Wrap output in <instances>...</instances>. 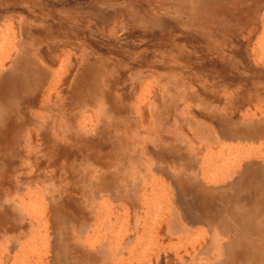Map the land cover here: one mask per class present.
Returning a JSON list of instances; mask_svg holds the SVG:
<instances>
[{
	"label": "rangeland",
	"instance_id": "rangeland-1",
	"mask_svg": "<svg viewBox=\"0 0 264 264\" xmlns=\"http://www.w3.org/2000/svg\"><path fill=\"white\" fill-rule=\"evenodd\" d=\"M11 59L0 264H63L64 236L99 248L93 264H264V194L231 196L229 210L258 213L262 228L225 260L227 238L185 225L176 205L191 199L174 188L191 171L220 186L240 162L264 168V136L232 132L264 124V0H0V63Z\"/></svg>",
	"mask_w": 264,
	"mask_h": 264
},
{
	"label": "bare ground",
	"instance_id": "bare-ground-1",
	"mask_svg": "<svg viewBox=\"0 0 264 264\" xmlns=\"http://www.w3.org/2000/svg\"><path fill=\"white\" fill-rule=\"evenodd\" d=\"M12 6H14V5H12ZM28 15H30V14H28ZM18 23L20 24V22H18ZM9 59H10V56H9ZM43 61H44V59H43ZM10 62H9V64L5 63V62L4 63L3 62L0 63V72L2 73L3 71L6 70L7 73H8V74L0 75V100L5 99V98L7 100V98L9 96H12V94L14 93V90L16 89L15 88V83L12 81L13 78L10 77V75H9V72H12V69L14 70V64H13L12 59L10 60ZM44 62H46V61H44ZM46 63H45V65H46ZM18 70L22 74H24V76L27 73V70L24 68V66L23 67H19ZM38 83H39V85L38 86L36 85L35 88H34V91L35 90L36 91L34 93H32V94L33 95L41 94V95H39V97H41L44 94V91L42 89L44 87V85H45L44 84V80L43 79L39 80ZM33 95L31 96L32 98H30L29 100L28 99L25 100L28 105L32 106V108L33 107H37L38 105H41L42 102H43L42 101L43 99L38 98V95L37 96H33ZM36 98H38L37 101H36ZM11 100L13 102V99H11ZM27 100L29 101V103L27 102ZM0 106H2V105H0ZM222 109H224V108H222ZM226 110H228V109H226ZM37 111H39V110H37ZM4 112H5V108H1L0 109V120H2L1 116H2V114ZM232 112H233V110H232ZM12 114L14 115L15 113H12ZM8 119H10V116H9V118L7 117L5 119V123L8 121ZM19 120H20V118H19ZM209 121L212 124L210 119H209ZM240 123H241L240 126L235 127L236 129L232 130L233 136L234 137H238L237 139H240V141H242L244 139H247V138L249 140L253 141L254 139H257V138H259L262 135L264 136V127L260 128L263 123L259 124V126H255V125L251 124V122L247 123L246 121L245 122L241 121ZM8 125H10V123ZM220 125L218 124L217 126H220ZM41 127L42 126H40V128L38 129L39 131H40ZM215 128H217V127H215ZM10 129H11V126H10L9 129H7V128H6V130L4 129L5 132H3V134H2V136H4V137L1 138L0 144L4 143L3 141L6 138L5 137L6 132H9ZM218 132L220 133V131H218ZM221 132L223 133V131H221ZM0 133H1V131H0ZM32 133L33 132L31 131L30 135H29V138H30V136H32ZM225 135L226 134L224 133V136ZM215 136L218 137L219 139L222 138V136L220 134H218L217 132H216ZM228 136H229V134H228ZM33 137L34 136H32V138ZM232 138H231V140H232ZM222 139L224 140V138H222ZM227 140H229V139H227ZM32 142H35L34 139H32L31 145L33 144ZM37 143L38 142H36L35 144H37ZM33 147H36V146L32 145V148ZM39 151H40V149H39ZM152 154H150L151 157H152ZM167 158H168V156H167ZM161 159L165 160L164 158H161ZM257 160L256 159L255 160L251 159L249 161H243V162L238 163V165H239L238 167L241 169L240 173L239 172L235 173L234 177L231 176L234 179H231L230 181H226L224 184H220V186L219 185L218 186H216V185H214V186L210 185L209 186L208 184H205V183L202 184V182H200L201 179H202V177H200V175H199L200 172L198 171L199 173L198 172L192 173L193 171H191L195 166H193V168L190 166L189 169H187V170H190L191 172H189L187 174H183L181 176V180L178 182V184L175 182L177 185H176V187L174 186V188L177 191H179V193L181 192L183 196H187V197H189L191 199L190 202H187L188 201V199H187V201H186L187 203L184 202V201L177 202V205L175 203V205L177 206V210L178 209L180 210L179 212H181L180 214L182 215L183 219L185 220L184 221L185 225H187V226H193V225H196V224H204V225L208 224V226H209V224L213 225L217 229L218 235H220V236H222L224 238H227L225 243L224 242H223V244L221 243L222 251L219 252L220 255H222L225 260L234 259V258L237 257V255L241 256V254H243V247H244L242 245L243 244V235H241V234L248 232V236L258 235L260 233V231H261L260 229L262 228V224L261 225L260 224L257 225V223H255L256 216L258 215V213H254V212L246 213L247 211L245 212L246 214H244V212L243 213H240V212L238 213V212H236L239 209V207H238L239 205L238 204H236L237 205V209L229 210L230 209L229 207L232 206L230 203H232V201H233V197H231V196H233V194H236V196L240 194L239 195L240 200L241 201H246L248 203H252L253 201H251V200H253L254 197H255L254 199H256L259 194H264V168H262L261 166H259L256 163ZM258 161H260V160H258ZM174 190H173V192H175ZM250 197H252V198L250 199ZM183 198H185V197H183ZM178 199H180V198H178ZM178 199H177V201H179ZM249 206H251V204H249ZM248 211H250V209ZM51 215H52V213H51ZM248 218L251 219V221H248ZM50 221H51V219H50ZM173 224H174L173 222H170V226L168 227V234H173V233H176V232H178L180 230L179 227L174 229ZM181 229H185V227H182ZM238 234H240V235H238ZM233 235H235V236H233ZM128 236H130V235H128ZM73 239L74 238H72V237L64 236L63 241L58 243L59 245L62 244L63 248H64V255H63L64 257L60 256V263H63V264H90V263H92L93 264V263H95V262L97 263V262H99L101 260L104 261V253L99 248L95 247L93 249V251H91V252H90V250L89 251L83 250L79 246L74 244V240ZM77 240H78V238H77ZM135 240L137 242V237L135 238ZM82 241H84V240H82ZM128 241L129 240H126V243ZM131 243H132V241H131ZM134 244L132 246H136V243H134ZM52 247H54V246H52ZM130 248H131V246H130ZM114 249H115L114 250L115 254H121L122 253L121 252L122 248L120 246L117 247V248H114ZM138 249H140V248H138ZM130 255H131V253H130ZM113 256H114V253H112L110 251L109 257L112 258ZM161 256H163V255H161ZM48 258H49V256H48ZM142 258H144V257H142ZM142 258H141V260H143ZM152 258L154 259L153 256H152ZM152 258H151V261H152ZM51 259H52V256L49 258V260H51ZM225 260H223V261H225ZM47 261H48V259H47ZM51 261L53 262V259ZM49 262L50 261H48V263ZM223 264H225V262Z\"/></svg>",
	"mask_w": 264,
	"mask_h": 264
},
{
	"label": "crops",
	"instance_id": "crops-1",
	"mask_svg": "<svg viewBox=\"0 0 264 264\" xmlns=\"http://www.w3.org/2000/svg\"><path fill=\"white\" fill-rule=\"evenodd\" d=\"M109 193H110V194H113V193H114V190L111 189V190L109 191Z\"/></svg>",
	"mask_w": 264,
	"mask_h": 264
}]
</instances>
